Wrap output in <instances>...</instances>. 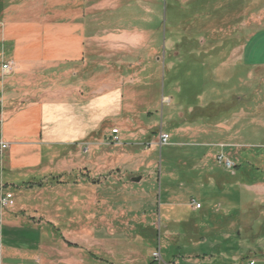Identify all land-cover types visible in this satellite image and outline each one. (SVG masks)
<instances>
[{"label":"crops","instance_id":"0c3cea01","mask_svg":"<svg viewBox=\"0 0 264 264\" xmlns=\"http://www.w3.org/2000/svg\"><path fill=\"white\" fill-rule=\"evenodd\" d=\"M120 1L131 6L140 0H0V142L9 144V149L0 155V188L5 191L14 187L25 197L28 194L40 200L32 205L14 202L5 222L10 229L32 226L40 231L44 222L52 226L46 239L44 233L26 239L32 243L39 264H114L112 250L121 245L120 239L125 236L119 233L118 226L127 227L123 232L130 226L129 219L112 215L110 203L99 194V185L108 174L122 182L129 175L132 184L144 180L138 177L143 163L123 149L134 144H123L121 134L122 127H126L132 131L134 140L146 136L145 105L143 100L136 103L132 86H124L114 77H103L104 65H97L95 71L87 68L89 45L96 40L93 35L118 31L105 29L104 21L113 17ZM209 1L225 4L222 13L225 38L215 41L213 48L230 51L231 58L256 66L257 87L264 93V61L252 62L258 57L264 60V0ZM149 24L140 30L119 32L125 38L135 32L143 34L146 44V35L155 33ZM8 61H14L16 68L3 77L2 65ZM220 110L225 114L222 121H231L235 115L226 106ZM114 129L119 131L117 135H113ZM115 136L120 139L119 144L112 143ZM218 146L223 149L227 145ZM221 154L234 162L233 170L218 162ZM249 158L264 162V155L218 153L213 160L229 177L216 171L208 176V182L224 191L232 180L251 186L249 190L254 196L264 198V179L252 182L247 179L249 174H264V166L247 168ZM139 163L142 167L137 166ZM36 176L41 178L39 182L34 181ZM71 188L79 190L78 201H50V205L42 201L46 192L70 194ZM197 204L201 208L194 209L195 226L198 225L194 233L209 219L213 209V223L228 227L233 223L248 226V208L254 209V204L242 202L223 201L214 208ZM26 208L32 212L28 224L20 214L17 216ZM226 238L231 241L230 232ZM0 244L1 253V240ZM93 244L100 249L104 247L100 256L94 255L95 261L89 260L92 254L84 248ZM231 258L236 256L204 235L180 264H238L230 262ZM149 264H155L154 260Z\"/></svg>","mask_w":264,"mask_h":264},{"label":"rangeland","instance_id":"374dc122","mask_svg":"<svg viewBox=\"0 0 264 264\" xmlns=\"http://www.w3.org/2000/svg\"><path fill=\"white\" fill-rule=\"evenodd\" d=\"M155 1L140 0L131 6L118 2L113 17L104 21L105 29L118 31L94 34L96 40L87 52L89 70L95 71L97 65H104L103 77H114L124 86H132L136 103L143 100L146 110L143 116L145 137L134 140L132 131L121 125L123 144H134L123 149L135 154L143 163L138 177L144 180L132 184L129 175L122 182L108 174L99 185V194L110 203L108 208L113 209L110 210L112 215L130 220L128 231L123 232L127 227L118 226L119 233L125 236L120 239L121 245L112 250V262L149 264L154 260L153 253L161 252L160 264H180L182 257L192 253L197 240L205 235L210 242L216 240L236 256L230 262L249 264L254 260L262 264L264 198L254 196L249 190L251 186L232 180L227 182L224 191H218L212 181L208 182V176L216 171L229 177L213 160L222 151L234 156L264 155V93L257 87L256 66L231 58L230 51L213 48L215 41L225 38L222 33L224 2ZM147 23L155 33L146 35V44L143 34L135 32L125 38L119 32L140 30L147 27ZM263 61L261 57L252 60ZM223 106L235 112L231 121H222L225 118L224 111L220 110ZM161 133L170 137L168 145L162 147L159 144ZM220 143L227 146L222 149L218 146ZM251 159L245 163L247 168L256 164L264 166L263 161ZM1 174L0 169V178ZM34 178L35 182L41 180L39 176ZM257 178L264 179V174H249L247 179L252 182ZM2 191L0 188V194ZM7 191L14 195L16 205L40 202L33 195L25 197L17 188ZM91 192L87 191L89 197ZM42 197L43 203L50 205V201H78L80 194L78 189L71 188L70 194L52 191ZM223 201L254 204V209L248 208V226L214 224L213 209L209 219L194 233L198 226H195V203L214 208ZM167 203L171 206H166ZM7 213L12 212L8 210L4 214V223L0 226V264H39L32 243L26 239L43 233L46 239L52 233V226L44 222L40 231L32 226L10 229L5 222ZM19 214L24 223L30 222L31 208L17 213L20 217ZM229 232L231 241L226 238ZM84 248L92 254L89 260L95 261L94 255L100 256L104 247L100 249L93 244Z\"/></svg>","mask_w":264,"mask_h":264},{"label":"built area","instance_id":"2783aa9c","mask_svg":"<svg viewBox=\"0 0 264 264\" xmlns=\"http://www.w3.org/2000/svg\"><path fill=\"white\" fill-rule=\"evenodd\" d=\"M16 68V63L14 61H8L6 63H4L2 65V75L3 77L5 76H9L11 75ZM113 135H117L119 133V131L117 129H114L112 131ZM170 140L169 135L167 134H160V141L159 144L160 146H166L168 145ZM113 144H119L120 143V139L118 137H114ZM9 149V144L4 143V142H0V155H3L7 150ZM218 162L220 164L225 165V167L228 170H233L234 169V163H232L229 160H226L222 155H220L218 158ZM13 203H14V197L12 193L9 192H5L4 190L1 192L0 194V226L3 224V216L4 214L10 210L13 207ZM195 207L197 209L201 208L200 204L195 203ZM0 248H1V244H0ZM153 259L155 264H160V254L158 252L153 253ZM249 264H256L255 261H251Z\"/></svg>","mask_w":264,"mask_h":264}]
</instances>
